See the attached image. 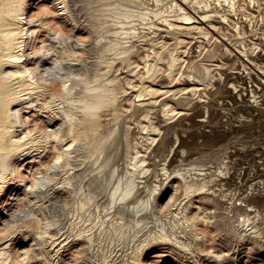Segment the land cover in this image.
Segmentation results:
<instances>
[{
    "label": "rangeland",
    "instance_id": "1",
    "mask_svg": "<svg viewBox=\"0 0 264 264\" xmlns=\"http://www.w3.org/2000/svg\"><path fill=\"white\" fill-rule=\"evenodd\" d=\"M58 1L0 0V264H264V0Z\"/></svg>",
    "mask_w": 264,
    "mask_h": 264
},
{
    "label": "bare ground",
    "instance_id": "2",
    "mask_svg": "<svg viewBox=\"0 0 264 264\" xmlns=\"http://www.w3.org/2000/svg\"><path fill=\"white\" fill-rule=\"evenodd\" d=\"M58 4H60L61 9H64V10L67 9V0H59ZM24 6H25V0H20L17 9L10 8V9L6 10L5 12L8 15L16 16V17L22 19L21 15L23 14V7ZM186 18L191 19L193 17L188 15V16H186ZM8 24H9V20H7V18H5V16L2 14V12H0V36L2 37V41L4 42L6 48L9 51L6 53V55H8L9 57H12L14 60L13 65L15 67V70H12L11 72H13V71H15L17 73L21 72V74L28 72L31 75V77H35L37 73L30 71L28 66H27V63L30 61L31 56H33V53H30V52L27 53L24 51L23 48L20 47L25 42V38L27 36H29V35H27L28 33L24 31V28L21 25L16 24V26H14V27H7ZM51 34H54L55 37H61L62 38V36H63V35L61 36L60 33L57 31H52ZM18 38H21V39H18ZM65 38H66V36H65ZM22 57H24L25 59H23ZM35 62H36V67L41 68L45 73L54 75L56 78H60L61 88L65 94V98H67L69 93L72 91L73 86H70L66 82L65 76H62L64 69H65L64 63L62 61H59V60H56L53 62L51 59L49 51H44L43 53L39 54V56ZM51 63L53 65H51ZM43 88L44 89L42 91L43 92L46 91L47 87H43ZM89 90H91L93 92H91V96L90 95H88V96H90V97L94 96L96 98V103L91 104L90 106H96L99 102H101V100L104 99V96L102 95L105 91V87H104L103 83L102 84L101 83L95 84L94 86H90ZM17 98H18V96H17ZM24 100H25V98H24ZM21 109H22L21 106H19L18 108H14V109L10 108L7 105L6 106L5 105L0 106V119H10L13 116V117H15V119L18 120L21 118ZM65 116L68 117V114H65ZM118 143H119V140H118ZM118 145L119 144H117V142H115L114 146H118ZM10 160H11V155L6 156L2 161H0L1 166L3 168H7ZM110 170L112 171L113 168ZM118 186H119V183L116 185V187L112 191V193H111L112 196H114L117 193ZM129 194H131V189L124 191V193H122V197H125ZM132 220L134 221L135 219H132ZM132 223H135V222H130L126 225H122L123 226V227H121L122 231L119 234L118 240L125 237V235H126L125 233H127V231L129 230V225H131Z\"/></svg>",
    "mask_w": 264,
    "mask_h": 264
}]
</instances>
